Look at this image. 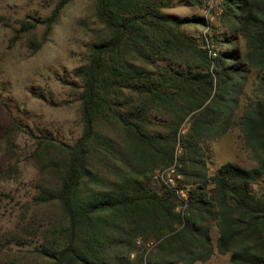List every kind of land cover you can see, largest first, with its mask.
<instances>
[{
    "label": "trees",
    "instance_id": "16d2710c",
    "mask_svg": "<svg viewBox=\"0 0 264 264\" xmlns=\"http://www.w3.org/2000/svg\"><path fill=\"white\" fill-rule=\"evenodd\" d=\"M68 1L43 20L19 19L12 41L38 25L50 29ZM168 6L92 0V39L73 72L79 136L66 143L28 133L32 202L55 204L61 215L36 250L43 264L203 262L212 225L229 264H264V186L251 189L264 178V0H222L216 26L163 14ZM189 24L208 28L203 41L181 30ZM230 129L255 165L224 162L209 173L207 139ZM19 130L12 122L2 131L8 161ZM171 165L181 177L173 186L153 174Z\"/></svg>",
    "mask_w": 264,
    "mask_h": 264
},
{
    "label": "rangeland",
    "instance_id": "374dc122",
    "mask_svg": "<svg viewBox=\"0 0 264 264\" xmlns=\"http://www.w3.org/2000/svg\"><path fill=\"white\" fill-rule=\"evenodd\" d=\"M58 0H0V264H43L36 250L43 242L47 229L61 218L55 204H34L36 192V166L32 152L33 135H47L55 140L71 143L80 133L78 90L79 80L74 70L83 63L86 48L95 27L92 17V0H70L61 9L57 20L45 30L44 25L27 35L12 41L18 20L25 16L43 20ZM203 2L200 6H185L177 0H167L163 14L180 18H203ZM221 14L214 12L205 20L216 26ZM188 36L203 41L208 28L189 24L181 28ZM206 40V38H205ZM40 43V44H39ZM38 44V46H37ZM37 46V47H36ZM255 76L251 71L249 79ZM248 84V81L246 82ZM246 93L251 94L250 86ZM12 122L20 125L15 133L13 157L8 161L4 149L2 131ZM183 121L180 134L187 129ZM209 136V135H208ZM178 146V145H177ZM175 147L174 154L179 153ZM207 169L213 173L224 162H232L250 168L255 165L250 154L243 149L240 135L228 130L217 138L207 139ZM10 167L8 168V166ZM174 165V163H173ZM170 167L153 171L155 177L165 179L172 186L181 180ZM251 187L255 193L264 186V178ZM185 200L178 192L177 210L182 211ZM212 253L203 262L194 264H229L228 254L215 248L217 229H209ZM152 242L145 245L147 253Z\"/></svg>",
    "mask_w": 264,
    "mask_h": 264
},
{
    "label": "built area",
    "instance_id": "2783aa9c",
    "mask_svg": "<svg viewBox=\"0 0 264 264\" xmlns=\"http://www.w3.org/2000/svg\"><path fill=\"white\" fill-rule=\"evenodd\" d=\"M221 4H222V0H204V2H203V18L208 21L209 19H211V15L214 12L219 14Z\"/></svg>",
    "mask_w": 264,
    "mask_h": 264
},
{
    "label": "crops",
    "instance_id": "0c3cea01",
    "mask_svg": "<svg viewBox=\"0 0 264 264\" xmlns=\"http://www.w3.org/2000/svg\"><path fill=\"white\" fill-rule=\"evenodd\" d=\"M168 15H172V14H168Z\"/></svg>",
    "mask_w": 264,
    "mask_h": 264
}]
</instances>
